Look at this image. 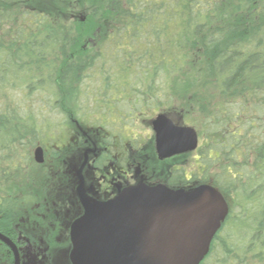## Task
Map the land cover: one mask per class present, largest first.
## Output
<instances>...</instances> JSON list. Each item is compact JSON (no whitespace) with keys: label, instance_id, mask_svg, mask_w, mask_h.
Masks as SVG:
<instances>
[{"label":"trees","instance_id":"trees-1","mask_svg":"<svg viewBox=\"0 0 264 264\" xmlns=\"http://www.w3.org/2000/svg\"><path fill=\"white\" fill-rule=\"evenodd\" d=\"M19 83L61 119L0 114V151L28 122L66 156L90 145L80 131L105 148L120 110L127 128L144 114L198 118L199 165L188 177L174 167L169 187L209 185L241 209L235 226L228 210L200 264H264V0H0V90ZM19 209L0 199L1 233Z\"/></svg>","mask_w":264,"mask_h":264},{"label":"water","instance_id":"water-1","mask_svg":"<svg viewBox=\"0 0 264 264\" xmlns=\"http://www.w3.org/2000/svg\"><path fill=\"white\" fill-rule=\"evenodd\" d=\"M151 129L158 160L197 149L196 131L175 124L163 114L155 116ZM33 159L37 164L44 162L40 147L35 149ZM85 162L77 173V195L84 210L80 232L85 228L81 239L84 250L88 243H94L93 232L104 228L108 230L110 245L121 249V257L108 264H200L204 260L228 215L227 204L217 190L199 185L189 194L175 192L166 198L169 192L165 188L151 189L140 183L128 187L110 202L107 211L111 208V214H106L103 220L82 191L81 170ZM132 196L138 201L130 200ZM0 241L11 250L14 264H19L15 246L1 234Z\"/></svg>","mask_w":264,"mask_h":264},{"label":"flooded vegetation","instance_id":"flooded-vegetation-1","mask_svg":"<svg viewBox=\"0 0 264 264\" xmlns=\"http://www.w3.org/2000/svg\"><path fill=\"white\" fill-rule=\"evenodd\" d=\"M112 117L111 124L113 127L109 132L105 131L106 138L112 139V144H107L105 148H101L95 140H90L91 136L80 131L90 145L75 149L77 151L75 153L77 154L76 160L78 159V161L74 165H69L70 171L73 170L75 173L73 172V177L70 176L67 186L58 184V188L65 186L66 189L59 194L58 198L54 199L55 201L51 199L42 202V207L26 212L22 217L23 220L18 217L19 223L17 220V223L14 224L12 218L11 223H13L7 234L0 232L15 246L19 264H108L115 257H121V249L113 248L112 244L110 245L107 238L108 230L96 229L93 232L94 243L92 245L88 243L84 250L81 239L85 234V228L82 233H80L82 229L74 230L72 228V223L77 220L80 226L83 225L84 210L77 195L79 186L77 173L85 161L81 170L82 191L87 201L97 210V215H101L103 220L106 214H111V208L107 211L108 204L114 201L122 191L145 182L142 175L138 174L139 171L134 169L135 166L126 162L128 157L124 154L125 147L131 144L126 142L128 131L125 115L121 114L120 110L118 113L114 112ZM151 121L149 126L151 135L149 137L153 138L154 144ZM116 125L118 127H115ZM58 138L60 139L62 136H58ZM61 151L62 148L57 149V152L60 153ZM103 154H105L106 159L102 157ZM177 157H181V155ZM174 158L176 156L164 160L157 158V160L167 162ZM38 165L43 166V163ZM63 166V164L59 165L60 170L55 176L58 177L62 174ZM169 168L166 180L160 185L169 187V178L172 177L174 167L169 166ZM129 177L135 182L129 181ZM130 200L138 201L133 196ZM71 210H73V214ZM11 213L13 214V212ZM108 229L110 230V228ZM0 246L5 248L10 264H14V255L11 250L1 241ZM79 251L84 253L83 256L80 255Z\"/></svg>","mask_w":264,"mask_h":264},{"label":"rangeland","instance_id":"rangeland-1","mask_svg":"<svg viewBox=\"0 0 264 264\" xmlns=\"http://www.w3.org/2000/svg\"><path fill=\"white\" fill-rule=\"evenodd\" d=\"M20 87L19 83L14 86V89H10L9 91L4 89L0 90V114L8 113L10 117L13 113L12 109H14L15 116L25 117L26 114H32V118H34L38 124L43 120L42 115L43 117L49 116L52 122L61 119L60 116H57V114L45 104L44 100L42 101L38 98V93L29 94L30 96L27 97L28 92L24 94ZM43 95H45V93ZM151 115L152 114H144L142 118L135 119L133 126L129 123L131 127H128L127 129L132 132L130 140H133L134 138L138 144L140 143V148L134 149L131 145H126L124 153L126 157H128L126 162L129 165L135 166L134 169L139 171L138 174L142 175L146 182H144V184L148 187L151 189H156L159 186L165 188L167 190L165 191L169 192L166 193V198L167 196H170V193L175 192L189 194L192 189H195L198 186L173 188L160 184L166 180L169 173L168 170L170 169L169 166H173L175 169L184 168L186 177L189 176L188 174L194 173L197 165H199L198 162H196L198 156L197 152L195 151L190 155L177 157L167 162L158 161L154 152L153 138L149 137L151 135L149 127L150 121L153 120L157 114ZM18 121L20 120L18 119ZM176 122L180 123L179 120ZM182 122H184V124L181 123V126L191 127L197 134L199 133L200 126L198 123L200 122H198V118L191 121V123L190 121ZM27 127V135L22 141L12 143L10 144V148L8 147L7 149L0 151V160L5 161L0 164V199H7L18 204L20 207V220L26 212H29L30 210L32 211L40 206L42 207V202L51 199L55 201L54 199H56V197L58 198L59 194L66 189L65 186L64 188L63 186L62 188H58V184H64L66 186L69 184V178L70 176L73 177L74 172L73 170L70 171L69 165H74L78 161V159L76 160L77 154L75 153L70 152L66 156H63L66 154V149H62L63 151L60 152V157L53 158V153H57L58 144L55 143V141L49 142L46 137L43 138L36 134V129L32 128L29 122ZM115 127L118 126L116 125ZM3 128L6 129L8 127L3 126ZM90 129L92 130V128ZM103 130L109 132L111 128L108 126V128L105 127ZM52 135L53 134H49L48 136V133L46 134V136L50 138ZM88 135L92 136L93 134L89 133ZM6 138V136H3V140H6ZM109 141L112 143V140L107 139L108 144H111ZM198 142V145H201L200 139ZM37 147H40L43 150V166L36 164L33 159V153ZM63 162L65 163L63 164ZM61 164L64 165L62 168V174L57 177L55 175H57L60 170L59 165ZM130 167L132 168V166ZM166 168L168 169L167 171H165ZM128 179L129 181L135 182L131 177ZM67 195L69 196L68 192ZM226 204L228 210H231V216L233 218L232 225L235 226V222L240 216V206L235 200L229 199L226 200ZM71 213H74L73 210H71ZM23 219L24 218H22V220ZM77 221L72 223V228L74 230L81 229V226ZM229 233L231 234L233 231H229ZM243 235L244 231L240 230L237 232V235L231 239L234 246L241 244ZM0 264H7L4 262L3 255H0Z\"/></svg>","mask_w":264,"mask_h":264}]
</instances>
